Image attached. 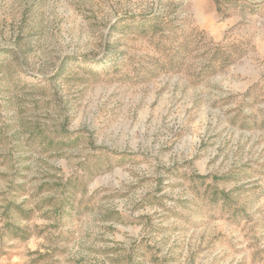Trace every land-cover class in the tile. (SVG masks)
Here are the masks:
<instances>
[{
    "label": "rangeland",
    "instance_id": "374dc122",
    "mask_svg": "<svg viewBox=\"0 0 264 264\" xmlns=\"http://www.w3.org/2000/svg\"><path fill=\"white\" fill-rule=\"evenodd\" d=\"M11 202L0 264H264V0H0Z\"/></svg>",
    "mask_w": 264,
    "mask_h": 264
},
{
    "label": "trees",
    "instance_id": "16d2710c",
    "mask_svg": "<svg viewBox=\"0 0 264 264\" xmlns=\"http://www.w3.org/2000/svg\"><path fill=\"white\" fill-rule=\"evenodd\" d=\"M128 25H134V27H137L138 29H146V24H149V26L153 27L155 29V27H158V21L157 18H148L146 20H136V19H128L127 21ZM7 52V51H4ZM18 54V53H16ZM241 54V53H240ZM222 66H228L232 63V59L230 56H225L222 58ZM221 194V195H220ZM213 197L215 198V200H219L222 199L223 202L225 204L229 203V199L225 196L224 192L220 191V192H215ZM15 209L17 210L23 217L24 220H31L32 219V208L29 209H24L22 208L21 205L19 204H15L13 202L8 203L7 206L5 207V215L6 218L5 223L3 224V226L0 227V255H4L5 254V250L4 247L6 245V243L8 242H4V238L6 236H9V238H11V240H18L20 242H27L30 240V238L33 235V232L31 231L30 227H22L20 224H18L15 221H11L10 215H11V210ZM55 216L57 218V220L61 221L62 216L57 212L55 213ZM62 233H60L57 236V240L62 239ZM55 245L57 243L53 242ZM11 247V246H10ZM57 249L56 247H53V245L47 246L44 248V250L42 251L40 248L35 249V250H30L27 251L26 255V259L24 264H54L53 260L55 258V253H56Z\"/></svg>",
    "mask_w": 264,
    "mask_h": 264
}]
</instances>
